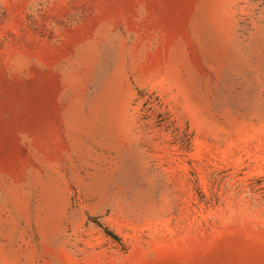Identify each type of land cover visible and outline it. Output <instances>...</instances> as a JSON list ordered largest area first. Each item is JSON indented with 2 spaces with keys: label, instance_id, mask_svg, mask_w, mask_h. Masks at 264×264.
I'll return each mask as SVG.
<instances>
[{
  "label": "rangeland",
  "instance_id": "1",
  "mask_svg": "<svg viewBox=\"0 0 264 264\" xmlns=\"http://www.w3.org/2000/svg\"><path fill=\"white\" fill-rule=\"evenodd\" d=\"M0 264H264V0H0Z\"/></svg>",
  "mask_w": 264,
  "mask_h": 264
},
{
  "label": "trees",
  "instance_id": "2",
  "mask_svg": "<svg viewBox=\"0 0 264 264\" xmlns=\"http://www.w3.org/2000/svg\"><path fill=\"white\" fill-rule=\"evenodd\" d=\"M94 221L96 222V224L98 226L103 227V224L99 221V219L95 218ZM106 230H107L108 234H113V233H111V231H108V229H106Z\"/></svg>",
  "mask_w": 264,
  "mask_h": 264
}]
</instances>
